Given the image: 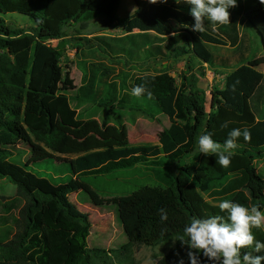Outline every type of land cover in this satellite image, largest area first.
Returning a JSON list of instances; mask_svg holds the SVG:
<instances>
[{
	"label": "trees",
	"instance_id": "trees-1",
	"mask_svg": "<svg viewBox=\"0 0 264 264\" xmlns=\"http://www.w3.org/2000/svg\"><path fill=\"white\" fill-rule=\"evenodd\" d=\"M132 1L135 11L118 24L127 35L95 38L117 55L111 62L124 52H144L154 58L191 55L213 69L233 70L225 88L213 90L207 112L206 91L199 87L196 74L183 73L180 83L167 70L126 76L121 69L112 76L114 68L94 62L81 86L70 89L62 79L67 27L97 19L112 27L119 19L120 0H0V179L15 185L26 200L15 198L3 204L7 215L0 218V264H115L111 254L124 252L128 261L133 245L168 243L183 234L192 217L220 214L222 200L264 211V175L257 163L264 160V74L260 71L264 66V5L259 0H237V6L229 9L230 23L212 24L206 19V31L201 34L190 28L176 30L172 24L194 23L187 4ZM8 13L29 17L35 25L20 27L3 18ZM256 34L263 54L254 48ZM141 84L151 92V99L147 94H131ZM70 90L78 106L94 104L106 109L107 116L120 126L117 110L153 120L161 116L169 126L158 145L118 147L111 140L99 142L95 150L89 142L74 147L60 125V115L50 110V104ZM25 115L46 121L27 125ZM226 121L228 127L222 128ZM233 128H247L251 139L238 138L231 165L222 168L214 155L200 153L198 139L212 133L223 144ZM76 150L84 154L62 157ZM24 155L29 156L26 161ZM45 164L68 167H61L58 175L55 166L51 169ZM135 169H143V175L156 185L102 198L87 180ZM74 194L77 202L82 194L87 196L84 206L77 207L70 199ZM85 206L113 212L127 243L119 250L91 248L88 239L93 224L81 209ZM161 208L168 213L164 223ZM254 234L264 242V231L254 230ZM175 241V249L159 264H179L188 253L186 245ZM197 255L200 264H213L202 253Z\"/></svg>",
	"mask_w": 264,
	"mask_h": 264
},
{
	"label": "rangeland",
	"instance_id": "rangeland-1",
	"mask_svg": "<svg viewBox=\"0 0 264 264\" xmlns=\"http://www.w3.org/2000/svg\"><path fill=\"white\" fill-rule=\"evenodd\" d=\"M173 1L175 0H168L167 3ZM135 9L136 7L132 0H120L117 13L119 19L112 27L108 28L103 19H97L86 24H72L67 27L66 32L68 38L66 51L62 58V79L66 81L68 88L71 89L81 86L84 75H88V68L94 62H103L114 68L115 71L112 73V76L119 75L121 69H124L126 76H132L145 70L150 71L154 69L153 67L158 68L161 65L160 62L154 63L152 61H146L145 63H141L142 65H139L141 60L138 59L140 58L139 55L144 57V53L138 55L129 52H124L120 55L118 60L111 62L112 58H115L117 55L111 53L110 48L103 44H99L95 40V38L99 36H107L110 34L118 36L123 34L126 28L118 24L129 19ZM2 16L7 21L15 22L20 27L29 29L35 25L33 20L29 17L17 13H8ZM52 43L53 45H57V41H53ZM253 43L254 48L259 50V54H263L262 43L257 34L255 38H253ZM95 53L99 56L97 57ZM117 62H121V65H117ZM217 70L210 67V72L197 71L201 76L198 78L199 87L207 92L206 107L208 111L211 109L213 90L224 89L227 77L226 73L229 72L230 74L233 71L229 69ZM260 71L264 74V66L260 68ZM203 73L204 75H202ZM175 76L178 83H180V72H177ZM63 94L65 96L59 97L57 101L50 104V110L60 115L62 119H59L60 125L71 136L74 147H78L84 142H89L91 143V149L95 150L96 148L94 146H98L97 144L99 142L111 140H113L118 147L158 145L165 129L169 126V121L161 116L153 120L137 113L134 114L128 111L117 110L116 112L122 120V125L120 126L114 117L107 116L106 109L94 104L78 106L77 101L74 100V91L70 90L67 93L63 92ZM25 121L27 125H31L32 123L41 125L46 119L38 118L33 115H25ZM83 154L84 152L76 150L74 153L66 154L62 157L73 159ZM28 157V155H24L23 160L26 161ZM257 163L260 173L264 175V160H258ZM45 166H49L51 169L55 166L58 175L61 174L59 171L61 167H68L67 165L59 164H45ZM52 172L53 171H51V173ZM143 173L146 174L143 169H135L120 171L98 178L89 177L87 180L102 198H109L129 195L143 185H156L153 179L144 176ZM15 198H20L23 202L26 201L25 197L18 192L15 185L10 183L7 179H0V218L7 215L3 209V204ZM76 198L77 194L70 196V199L76 203L77 207L84 206L83 203L86 201L87 196L82 194L79 197L80 202H77ZM81 209L91 217L93 224L92 234L88 239L91 248H101L106 251L112 249L119 250L127 243L128 240L123 228L121 224L117 222L113 212L103 213L92 207L86 206L81 207ZM0 227H3L1 221ZM175 247V240L155 247L136 244L131 247V254L129 255L130 260H125L124 252L111 254V257L115 264H159L161 259L174 250ZM118 257L120 260L124 258L125 261L122 263L119 262L117 259ZM182 260L183 264L190 263L187 254L184 255Z\"/></svg>",
	"mask_w": 264,
	"mask_h": 264
},
{
	"label": "clouds",
	"instance_id": "clouds-1",
	"mask_svg": "<svg viewBox=\"0 0 264 264\" xmlns=\"http://www.w3.org/2000/svg\"><path fill=\"white\" fill-rule=\"evenodd\" d=\"M148 2L167 3L168 0ZM175 3L187 4L189 15L194 21L192 25L180 23L177 27L190 28L191 31L201 34L206 31V19L212 24L230 23L229 9L237 6V0H175ZM259 3L264 5V0H259ZM131 94L135 97L147 94L149 99L152 98L145 84L132 88ZM221 127L227 128L228 122ZM240 137L250 141L251 133L247 128H233L223 144L214 140L212 133L203 134L198 139L199 151L206 156L214 155L220 167L228 168ZM218 209L220 214L207 218L192 217L184 225L183 234L175 239L188 247L187 255L191 264H200L197 253H202L213 264H264V255L256 254L264 252V242L257 240L254 234V230L264 231V211L258 206L249 208L228 199L220 201ZM159 215L162 223L168 220L167 209H159ZM245 249L250 251H244ZM179 264H183L182 259Z\"/></svg>",
	"mask_w": 264,
	"mask_h": 264
},
{
	"label": "crops",
	"instance_id": "crops-1",
	"mask_svg": "<svg viewBox=\"0 0 264 264\" xmlns=\"http://www.w3.org/2000/svg\"><path fill=\"white\" fill-rule=\"evenodd\" d=\"M134 12V11H133ZM132 12V13H133ZM174 28L176 30H181L183 29L182 27H177L178 23L177 22H172ZM138 31H135L134 33H137ZM151 34L156 35L155 33L151 32ZM127 35L126 29H124V33L120 34L118 36H115L113 34L107 35L110 37H122ZM144 53V52H143ZM141 59L139 62V65H142L141 63H145L146 61H152L154 63L160 62L161 65L158 68L153 67L154 69L150 70L151 73H154V71L156 70H167L168 72H170L175 78V74L177 72H180V76L183 73H187L186 75L190 76L191 74H196L198 76V78H200V74L197 72L198 70L200 71H209L210 67L207 64H202L201 62H199V60H197L196 58L193 59L191 57V55H184L182 57H174L173 55H169V57L167 58H154L151 57L149 55H145L144 53V57L139 56ZM188 65L190 67V69L188 70ZM208 68V69H207ZM149 71V70H148ZM199 71V72H200ZM218 71V70H217ZM210 72V71H209ZM226 75H229V72L226 73ZM177 79V78H176ZM180 80L181 77H180ZM199 85V84H198ZM206 96H207V92H206ZM207 108V107H206ZM207 112H210L207 110Z\"/></svg>",
	"mask_w": 264,
	"mask_h": 264
}]
</instances>
